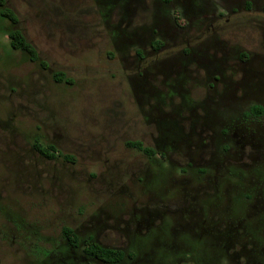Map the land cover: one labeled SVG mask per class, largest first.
I'll list each match as a JSON object with an SVG mask.
<instances>
[{
	"label": "rangeland",
	"instance_id": "obj_1",
	"mask_svg": "<svg viewBox=\"0 0 264 264\" xmlns=\"http://www.w3.org/2000/svg\"><path fill=\"white\" fill-rule=\"evenodd\" d=\"M6 1L0 264H264V0Z\"/></svg>",
	"mask_w": 264,
	"mask_h": 264
},
{
	"label": "trees",
	"instance_id": "obj_2",
	"mask_svg": "<svg viewBox=\"0 0 264 264\" xmlns=\"http://www.w3.org/2000/svg\"><path fill=\"white\" fill-rule=\"evenodd\" d=\"M0 8H1V14L3 17H5L7 20H9L13 24L19 23L18 15L7 6L6 0H0ZM9 38L11 40V47L13 49L21 50L27 53L32 62L39 61V54H38L36 47L32 43H30L20 31L18 30L12 31L9 34ZM41 65L44 68H47L46 62H42ZM55 78L58 82H62L64 81L65 76L64 74H56ZM252 113L255 114L256 116L264 115V108L254 107L252 109ZM127 146L129 148L138 149L139 151H142L149 156L154 154V152L151 149L146 148L141 142H129ZM35 150L44 158L54 159L56 157L55 156L56 151L53 146H51L50 148H46L44 146H41L40 144H36ZM51 151L54 153H52ZM64 158L67 161L74 160V158L69 155H65ZM63 235L66 239H68L72 247L74 248L78 247L79 245L78 238L72 229L64 228ZM85 253L94 259L100 260L108 264L120 263L121 261L125 259V253L123 251L103 248L97 244H89L85 248Z\"/></svg>",
	"mask_w": 264,
	"mask_h": 264
},
{
	"label": "flooded vegetation",
	"instance_id": "obj_3",
	"mask_svg": "<svg viewBox=\"0 0 264 264\" xmlns=\"http://www.w3.org/2000/svg\"><path fill=\"white\" fill-rule=\"evenodd\" d=\"M176 32V31H175ZM254 107H261V108H264V106L263 105H261V104H257V105H254V106H252L251 108H250V110H249V112H245L244 113V116L245 117H249V116H254V117H256V118H260V117H263L264 115H261V116H256L255 114H253L252 113V109L254 108ZM36 145V144H35ZM35 147V146H34ZM38 153V152H37ZM39 154V153H38ZM146 154V153H145ZM147 155V154H146ZM155 154H152L151 156H149V155H147V156H149V157H153ZM205 224L203 223V226H204ZM65 228H68V227H65ZM63 230H64V228H63ZM63 230H62V233H63ZM73 230V229H72ZM74 231V230H73ZM64 236V235H63ZM65 238V237H64ZM68 240V239H67ZM100 246V245H99ZM102 247V246H101ZM104 248V247H103ZM113 250H117V249H113ZM122 251V250H121ZM125 253V252H124ZM88 256V255H87ZM132 256V257H131ZM90 257V256H89ZM125 257H126V255H125ZM129 257L130 258H133V254H130L129 255ZM90 258H92V257H90ZM92 259H94V258H92ZM94 260H96V261H98L99 263H102V264H108V263H104V262H102V261H100V260H97V259H94ZM125 260V259H124ZM123 260V261H124ZM122 262V261H121ZM114 264V263H113ZM116 264V263H115Z\"/></svg>",
	"mask_w": 264,
	"mask_h": 264
}]
</instances>
